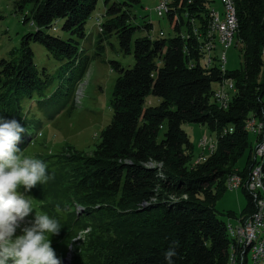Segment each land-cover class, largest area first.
Returning a JSON list of instances; mask_svg holds the SVG:
<instances>
[{
  "label": "trees",
  "instance_id": "16d2710c",
  "mask_svg": "<svg viewBox=\"0 0 264 264\" xmlns=\"http://www.w3.org/2000/svg\"><path fill=\"white\" fill-rule=\"evenodd\" d=\"M139 1H113L98 33L97 43L115 35L120 50L134 57L129 68L112 61L118 76L110 122L90 153L67 145L50 156L56 157V169L46 168L50 178L31 194L41 212L60 226L58 234L49 235L53 241H62L72 229L74 234L90 229L80 241L79 264H166L164 253L173 242L174 264H230L232 240L215 204L227 190L228 176L237 172L244 180L240 190L246 202L239 214L225 215L244 219L254 211L245 185L256 138L253 134L249 139L247 126L252 117H264V0H234L235 40L241 44L243 63L224 71L215 62L210 67L201 63L205 53L200 36L206 37L214 0H170L166 14L175 32L171 37H153L149 31L135 35L130 7ZM97 2L17 0L19 11L32 5L23 22L31 21L35 29L22 35L9 57L0 59V116L27 125L24 100L41 94L51 81L34 62L32 42L64 61L58 67L59 82L71 78L72 68L74 83L83 77L88 57L82 55L81 42L89 37L86 22ZM56 20H62L67 38L48 32ZM151 26L145 23L144 28ZM226 80L234 90L222 107L215 93ZM61 86L48 97L57 96ZM149 95L160 101L147 102ZM183 123L207 124L215 133V147L203 160L193 159ZM24 135L23 145L34 136Z\"/></svg>",
  "mask_w": 264,
  "mask_h": 264
},
{
  "label": "rangeland",
  "instance_id": "374dc122",
  "mask_svg": "<svg viewBox=\"0 0 264 264\" xmlns=\"http://www.w3.org/2000/svg\"><path fill=\"white\" fill-rule=\"evenodd\" d=\"M113 1L118 2L121 0H108L106 5L104 3L105 0H98L96 9L91 13L86 22L89 37L81 42L84 48L82 55L88 57L86 72L77 83H74L73 80L77 76L76 71L75 68L70 69V72L73 71L71 78L60 80L62 86L57 96L48 97L60 84V73L57 75V72L58 67L64 61L55 59L42 44L37 42L31 43L34 62L37 68L45 70L46 74L51 77V81L41 94H34L31 99H25L23 102L24 112H26L25 114L29 120L23 128L27 130L26 133L34 134V136L28 144L25 143L23 145L20 142L17 144L21 156L39 159L46 164V168L56 169V157L50 156L63 152L67 145L90 153L95 144L98 143L101 129L110 122L112 117V109L109 103L112 97L114 80L118 76V72L112 69V61H118L125 68L132 67L134 64L132 53H124L120 50L115 35L106 36L100 43H97L99 30L97 33L96 26L98 27V25L94 24L95 19L98 20L100 26V23L104 20L105 16L103 15L107 6ZM156 2L157 0H140L137 3H133L130 7L132 14L131 21L136 26L135 35H146L148 31L153 37L158 35L171 37L174 35L175 32L167 14L164 13L163 16H159L154 11ZM212 5L213 8L211 10L214 9L218 15L217 11L221 10L220 1L214 0ZM31 7V4H27L23 11H19L17 0H0V59L9 57L10 52L15 51L19 47L22 35L35 29L31 21L28 23L23 22L24 15H30ZM145 23H151V29L146 30L144 28ZM61 24L62 20H56L53 26L48 29V32L62 38H67L68 34L61 29ZM209 25L210 20L208 27ZM182 29L184 30L185 28L183 27ZM200 37L202 43L203 40H207L205 39L207 37ZM240 48L241 44L237 43L236 40L226 50H223V47L220 45L216 46L217 50L214 52V62L218 64L217 57L225 55L226 63L224 64V68L227 70L240 68L243 63V54ZM201 63L205 66L204 55ZM218 66L221 69L220 64ZM222 71L224 70L222 69ZM262 74H264V65L261 70ZM218 89L225 92L229 100V94L234 90V86L231 80H226L223 84L217 86L216 90ZM146 100L147 102H151V104H157L160 101L158 97L152 95H149ZM252 118L258 119L257 117ZM182 128L188 134L193 145L192 156L195 162L204 159L214 149L216 136L207 124L183 123ZM251 133L249 134L250 140L254 138L253 132ZM24 134L25 132L21 136ZM28 139L31 140L30 138ZM247 151L237 162L238 166H242L244 163ZM18 191L23 193V186ZM25 196L30 200L33 208V212L30 213L29 218H34L35 214H44L39 208V201L32 196L30 190L25 193ZM245 202L246 197L240 189L235 191L226 190L216 201L215 209L218 212L217 215L227 222L229 220L235 222V219L232 217L228 218L225 213L232 211L235 214H239ZM74 232L76 231L72 229L62 241H53L49 236L56 257L61 260L62 264L65 260L70 264L72 245H69L67 256L63 262L62 260L66 255L67 245L71 237L74 238V241L75 237L79 234H74ZM20 234L18 230L16 235ZM77 247L79 248L73 256L72 264H79L80 256L77 254L82 247L80 244ZM10 263L11 261H9Z\"/></svg>",
  "mask_w": 264,
  "mask_h": 264
},
{
  "label": "clouds",
  "instance_id": "9594fccd",
  "mask_svg": "<svg viewBox=\"0 0 264 264\" xmlns=\"http://www.w3.org/2000/svg\"><path fill=\"white\" fill-rule=\"evenodd\" d=\"M25 131L16 119L0 116V264H61L49 239L60 231L57 221L47 214L29 218L33 208L25 193L50 177L44 162L20 155L17 144ZM89 231L81 230L75 240L82 241ZM176 256L173 242L164 253L166 264H174Z\"/></svg>",
  "mask_w": 264,
  "mask_h": 264
},
{
  "label": "built area",
  "instance_id": "2783aa9c",
  "mask_svg": "<svg viewBox=\"0 0 264 264\" xmlns=\"http://www.w3.org/2000/svg\"><path fill=\"white\" fill-rule=\"evenodd\" d=\"M221 10L218 11L219 29L221 30V40L223 50H226L235 40L237 31L236 21L233 15L232 0H219ZM157 15L163 16L167 12L166 0H157L154 6ZM252 124V122H251ZM255 135L254 149L252 156H255L252 174L249 179L247 191L252 194L254 199V211L250 216L235 219L232 225H240L243 230L242 255L235 264H264V171L256 172V164L264 159V117L261 119L259 131H252ZM240 174L234 177V190L240 189ZM259 236V245L251 246V237Z\"/></svg>",
  "mask_w": 264,
  "mask_h": 264
},
{
  "label": "bare ground",
  "instance_id": "6f19581e",
  "mask_svg": "<svg viewBox=\"0 0 264 264\" xmlns=\"http://www.w3.org/2000/svg\"><path fill=\"white\" fill-rule=\"evenodd\" d=\"M169 2L170 0H166V9L167 11L169 10ZM232 4H233V15H234V19L236 21V26L238 28V17L236 14V9H235V2L234 0H232ZM104 16V15H103ZM218 18V15L216 13V11L213 9L211 10V16H210V25L208 27L207 30V35L204 40V44H203V51L205 53V66L206 67H210L214 62V52L217 50L216 46L218 47L219 45L221 47H223V43L221 40V30L219 29V21L216 19ZM102 29V27H101ZM202 40V39H201ZM217 53V52H216ZM219 62L218 64H220L221 66V70L225 69L224 64L226 63V56H218L217 57ZM215 98L217 99L218 103L222 106L225 107L228 104V96L225 92H223L222 90H217L215 93ZM252 122V124H251ZM259 122V123H258ZM261 127V120L259 119H254L252 118L251 120L248 121V126L247 129L249 131H259ZM206 145V144H204ZM203 146V145H200ZM205 148V147H204ZM212 150V148H211ZM253 157V164H255V156ZM203 160V159H202ZM264 165V159H262L260 161V164H256V172H263V166ZM252 170H253V166L251 168L250 174L248 176L247 179V183L245 185L246 191H247V187L249 184V179L250 176L252 174ZM238 173H232L228 176L227 181H226V185H227V190L228 191H233L234 188V177L235 175H237ZM243 182L244 180L242 179V176H240V188L243 187ZM246 182V181H245ZM227 232L232 240V246H231V254H230V264H235V260H239L241 258L242 255V241L241 238L243 237V230L242 227L240 225H232V222H227ZM259 245V236H252L251 237V246H258ZM63 264H68V261L65 260Z\"/></svg>",
  "mask_w": 264,
  "mask_h": 264
},
{
  "label": "crops",
  "instance_id": "0c3cea01",
  "mask_svg": "<svg viewBox=\"0 0 264 264\" xmlns=\"http://www.w3.org/2000/svg\"><path fill=\"white\" fill-rule=\"evenodd\" d=\"M221 5V4H220ZM220 10V9H219ZM218 12V11H217Z\"/></svg>",
  "mask_w": 264,
  "mask_h": 264
}]
</instances>
